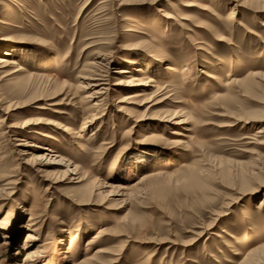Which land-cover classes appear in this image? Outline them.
Returning a JSON list of instances; mask_svg holds the SVG:
<instances>
[{
  "label": "rangeland",
  "instance_id": "1",
  "mask_svg": "<svg viewBox=\"0 0 264 264\" xmlns=\"http://www.w3.org/2000/svg\"><path fill=\"white\" fill-rule=\"evenodd\" d=\"M243 1L0 0V264H264V0Z\"/></svg>",
  "mask_w": 264,
  "mask_h": 264
},
{
  "label": "bare ground",
  "instance_id": "2",
  "mask_svg": "<svg viewBox=\"0 0 264 264\" xmlns=\"http://www.w3.org/2000/svg\"><path fill=\"white\" fill-rule=\"evenodd\" d=\"M247 1H249V0H244L243 2H247ZM259 2V1H258ZM184 6H190L191 4H183ZM242 5V4H241ZM256 6H262V5H256ZM258 10V9H257ZM165 17H167V18H170L171 16L168 14V13H165V12H163L162 13ZM234 15H235V11L234 10H231L230 12H229V15H228V17L229 18H233L234 17ZM5 53H8V52H5ZM0 62H5V60L3 59V58H0ZM13 62H11V61H9L7 64H12ZM98 71H100V70H98ZM120 73H126V70H121L120 71ZM84 79H88V81H85V84L83 83V82H80V83H78V87L80 88V89H85V88H89V89H91V92H89L88 93V95L87 96H85V98H89V99H96V98H99V97H101L102 96V94H104L105 93V90H106V88L104 87V84H105V78H104V75H102V74H100V73H98L97 72V70H91V72H89L87 75H85L84 76ZM128 83H131L130 81H128ZM132 95H134V96H132ZM131 96L132 97H139L140 95H142V94H137V93H135V94H132ZM131 96H129V97H131ZM101 100V99H100ZM124 101V100H123ZM150 100H143V101H140V102H135L137 105H145V103H147V102H149ZM121 103V102H120ZM156 102H153V103H151V104H149V105H147L146 107L149 109L150 107H151V105H154ZM97 105V103L95 102L94 104H93V106H96ZM98 106V105H97ZM119 109H122V107H119ZM99 116H96V115H93L92 116V118H91V120H89V121H92V120H95V119H97ZM88 121V120H87ZM48 123V122H47ZM53 123V122H52ZM51 123V124H52ZM140 159V158H139ZM193 176V175H192ZM254 253V252H253ZM254 254H256V253H254ZM259 254V253H258ZM252 256H254V255H252ZM258 256V255H257ZM261 257V256H260ZM249 259H251V258H249ZM249 259H248V262H249ZM253 259V262L252 263H254V259L255 258H252ZM258 260H259V257L257 258ZM246 260H247V258H246ZM257 260V261H258ZM245 261V260H244ZM250 261H252V260H250ZM256 261V260H255ZM261 261V260H260ZM259 261V262H260ZM248 262L246 261L245 262V264L247 263L248 264ZM244 263V262H243ZM251 262L249 263V264H252ZM258 263V262H257Z\"/></svg>",
  "mask_w": 264,
  "mask_h": 264
}]
</instances>
